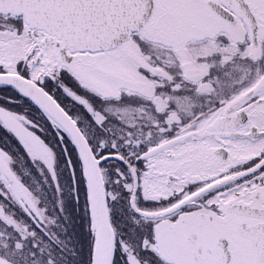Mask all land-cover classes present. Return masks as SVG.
I'll return each mask as SVG.
<instances>
[{"label": "snow or ice", "instance_id": "obj_1", "mask_svg": "<svg viewBox=\"0 0 264 264\" xmlns=\"http://www.w3.org/2000/svg\"><path fill=\"white\" fill-rule=\"evenodd\" d=\"M0 264H264V0H0Z\"/></svg>", "mask_w": 264, "mask_h": 264}]
</instances>
